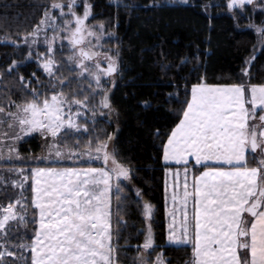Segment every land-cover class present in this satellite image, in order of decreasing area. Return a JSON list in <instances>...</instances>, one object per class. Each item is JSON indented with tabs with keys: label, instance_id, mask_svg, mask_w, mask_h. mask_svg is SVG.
Listing matches in <instances>:
<instances>
[{
	"label": "snow or ice",
	"instance_id": "obj_1",
	"mask_svg": "<svg viewBox=\"0 0 264 264\" xmlns=\"http://www.w3.org/2000/svg\"><path fill=\"white\" fill-rule=\"evenodd\" d=\"M226 8L248 18L264 47V20L253 22L264 17V0H227ZM92 16L90 0H49L31 31L16 33L19 40L9 32L0 37L27 47L23 60L0 69V264H121L120 252L130 248V210L142 217L135 235L143 236L132 264H169L157 252V207L139 188L129 195L133 170L115 133L98 126L97 117L116 113L108 85L115 87L122 72L119 43L115 51L106 46L115 33ZM258 50L238 82L182 78L183 91L174 85L165 101L179 108L170 107V123L153 132L167 244L189 246L187 264H264V83H253L249 72ZM33 60L46 82L36 72L21 74L20 65ZM190 62L184 57L180 65ZM34 136L45 142L44 154L25 161L20 142Z\"/></svg>",
	"mask_w": 264,
	"mask_h": 264
},
{
	"label": "trees",
	"instance_id": "obj_2",
	"mask_svg": "<svg viewBox=\"0 0 264 264\" xmlns=\"http://www.w3.org/2000/svg\"><path fill=\"white\" fill-rule=\"evenodd\" d=\"M155 1L121 0L117 6L108 0H93L95 16L91 21H104L109 31L115 33L106 46L116 49L119 43L122 72L117 76L115 87H110V100L116 109L113 115L118 125L108 121L107 117L108 120H97L99 128L115 133L113 143L123 162L133 170V181L127 189L129 195L134 198L132 190L139 188L144 199L158 209L154 225L157 252L162 251L169 264H187L191 256L189 246L180 249L165 246L163 170L153 132L170 123V107L179 108L178 103L170 105L165 101L169 99L168 94L175 91L174 85L179 84L183 91L182 78L205 77L207 82L217 84L238 82V74L252 54L257 35L252 28L246 27L248 19H234L226 12V7L209 4L210 0H192L191 4L183 6H152ZM48 2L0 0V37L9 32L19 40L20 36L15 34L31 31ZM125 4L129 5L127 9L123 6ZM261 20L264 17H253L256 24ZM15 51L13 45L0 43V69L7 68ZM184 57L190 58L191 62L181 66L180 60ZM161 63L175 67L162 72ZM252 71V82L264 83V47L256 54ZM20 72L26 78H32L31 74L36 72L42 80H47L34 63L21 66ZM12 85L10 81L9 87ZM145 100L152 102L151 108L143 106ZM25 140L27 142L21 141L19 145L25 161L44 153L45 142L39 136ZM94 166H97L96 162ZM127 219L130 227L126 235L130 234V248L127 254L123 250L120 252L121 264H132V257L136 255L134 246L143 243V236L137 238L135 235V229L142 227V217L130 210Z\"/></svg>",
	"mask_w": 264,
	"mask_h": 264
},
{
	"label": "rangeland",
	"instance_id": "obj_3",
	"mask_svg": "<svg viewBox=\"0 0 264 264\" xmlns=\"http://www.w3.org/2000/svg\"><path fill=\"white\" fill-rule=\"evenodd\" d=\"M90 2L92 3V5L94 4V3H93V0H90ZM108 3H110V4H112V5H116L115 3L112 2V0H108ZM191 3H192V0H189V2H188L187 4L179 3V0H176V2H172V0H156L153 4H155V5H159V6H164V5H168V6L182 5V6H183V5H189V4H191ZM209 4L215 5L216 7H218V5H220V6H222L223 9H224V8L226 7L227 0H210V1H209ZM226 12H228L230 15L233 16V14H232L231 12H229L228 10H227ZM94 16H95V15H94V13H93V16L90 17V22H92L91 19H93ZM233 17H234V16H233ZM241 18H243V19H248V18L245 17V16H241ZM234 19H237V18L234 17ZM236 24H237V21H236ZM259 24H260V23H259ZM236 26H237V25H236ZM246 27H248V24L246 25ZM244 29H245V28H244ZM255 33H256V32H255ZM256 35H257V34H256ZM105 39L107 40L108 38L106 37ZM254 46H255L256 48L259 49L258 51H256V54H258V52H260V50L263 49V47L260 46V44H259V37H258V35H257L256 44H255ZM40 50H43V45H42V44L40 45ZM112 50L115 51L116 49H113V48H112ZM253 51H254V48H253ZM253 51H252V53H253ZM26 54H27V47H26V46L21 45L19 49L16 48L15 55H14L13 58L10 60V62H9L8 65L11 64V62H12L13 59H15V60H17V61L23 60L24 57L26 56ZM66 54H67V53H65V57H63V59L66 58ZM60 58H61V57H60ZM248 58H249V57H248ZM248 58H247V59H248ZM0 60H1V59H0ZM30 63H34L35 66L37 67L35 60L30 61V62H27V63H25V64H21L20 67H21V66H25L26 64H30ZM244 66H245V65H243V67H244ZM243 67H242V68H243ZM252 67H253V62H252V66L249 68V72H250V75H251V79L254 77V75H253V71H252ZM37 70H38L39 72L42 73V71H41L40 69L37 68ZM42 75H43V73H42ZM241 76H242V73H241V70H240V72H239V74H238V81L241 79ZM46 79H47V78H46ZM116 79H117V77L115 78V81H116ZM109 85H110V84H109ZM109 85H108L109 88L112 87L111 85H110V86H109ZM88 115H90V114H88ZM106 117L109 118V120H108ZM97 118H101V119H102V118H106L108 121H112L113 124L118 125V123L116 124V118L114 117L113 114L111 115V117L103 116V117H97ZM26 138H27V137H26ZM43 154H44V153H43ZM43 154H42V155H43ZM64 163H65V165H68V166L71 165V161H65ZM96 164H97V166H99V165H98V162H96ZM4 167H5L4 162H0V168H4ZM129 185H130V184H129ZM129 185H127V189H128V187H129ZM132 192H133V194H135V191H134V190H132ZM9 194L12 195L13 193H9ZM163 214H164V215H163V219H164V228H165V246L174 247V246H171V245H168V244H167V234H168L167 224H168V219H167V217H166V215H165L164 174H163ZM159 252H162V251H159ZM165 259L168 261V259H167L166 257H165Z\"/></svg>",
	"mask_w": 264,
	"mask_h": 264
}]
</instances>
